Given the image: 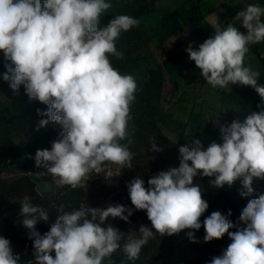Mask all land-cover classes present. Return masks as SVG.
Instances as JSON below:
<instances>
[{
	"label": "clouds",
	"instance_id": "9594fccd",
	"mask_svg": "<svg viewBox=\"0 0 264 264\" xmlns=\"http://www.w3.org/2000/svg\"><path fill=\"white\" fill-rule=\"evenodd\" d=\"M111 8L109 0H0V52L11 62L2 78L14 92L24 85L30 100L47 105V111L37 110L47 117L38 122L37 131L50 122L61 126L51 149H38L34 157L35 166L46 169L60 186H83L89 174H100L105 164L117 165L116 175L133 168L129 145L135 129L129 123L130 105L138 84L133 75L114 68L110 57L123 58L116 41L140 21L118 15L101 28V17ZM262 17L264 7L249 4L236 15L246 34L231 23L216 24L213 36L196 49L186 48L188 59L207 84L251 86L264 100L259 72L244 64L248 46L264 41ZM220 133L222 143L213 141L205 147L200 139H192L180 146L179 166L159 171L147 187L139 176L127 184L131 204L137 211H146L151 228L141 225L138 231L124 233L106 224L109 217L129 222L133 209L124 205L81 204L68 212L60 205L62 214L41 235L36 225L48 220L47 211L25 196L20 223L28 229L34 249V259L26 264H105L106 259L111 264L122 240L127 260L135 261L156 233L172 236L199 230L209 204L194 183L197 175L211 178L210 185L216 189L240 181L244 189L240 195L251 196L253 179H264V112H252L243 123L233 120L222 125ZM149 143V151H163L155 139ZM231 215V210L227 216L214 211L203 221L205 242L225 234L231 240L210 264H264V194L249 199L243 208L239 219L245 227L230 232ZM188 236L195 242L192 231ZM0 264H20L19 254L13 253L3 236Z\"/></svg>",
	"mask_w": 264,
	"mask_h": 264
},
{
	"label": "trees",
	"instance_id": "16d2710c",
	"mask_svg": "<svg viewBox=\"0 0 264 264\" xmlns=\"http://www.w3.org/2000/svg\"><path fill=\"white\" fill-rule=\"evenodd\" d=\"M109 2L112 4V8L101 17V28L118 15H128L140 21L138 26L127 32H122L116 41L117 50L123 53V58L110 57L113 67L122 74H126L132 69L137 60L135 58L137 47L134 46L142 31L141 20L156 11L157 2L156 0H109ZM182 62L183 56L175 54L163 64L169 76L174 74L180 76L183 70ZM10 63L4 58L3 52H0V70L5 72L7 70L5 65ZM257 71L260 74L258 84L264 85V72ZM140 88L141 86L138 84L135 100L130 105L132 120L129 123L135 129L130 137L132 143L129 145L130 151L134 153L131 163L150 160L148 149L151 148L149 143L151 139H155L158 146L163 148L158 160L146 173L148 181L150 177L159 171L179 166V148L162 135L159 123L163 121L164 114L160 110L159 104L157 102H145L138 93ZM218 93L223 111L229 110L231 107L240 108L238 121L241 123L252 112H264V100L251 86L233 84L230 90H219ZM38 109L42 112L47 111V105ZM41 119H47V117L39 115L38 111L34 113L33 117L28 118L16 115L8 110H0V236L8 239L12 246L29 251H34L33 239L29 238L28 229L20 223L22 218L19 216L21 201L25 196L30 197L33 204H38L47 211L48 220L40 221L36 225V229L41 235L49 231L58 215L62 214L58 211L60 205H64V212L71 211L73 208L78 209L81 204L97 207L92 204V200L84 188L73 189L66 186L62 190L45 196L38 194L36 184L29 177V174L43 172L45 169L35 166V153L38 149L50 150L52 142L58 138L59 133L62 131L60 125L52 122L37 131V125ZM122 143H127V141H122ZM15 168L21 169L24 172L23 175L15 179L6 178L5 173ZM210 179L200 175L194 178V183L200 185L203 198L209 204L208 209L200 218L202 227L199 230L186 229L181 231L187 244L192 246L203 244L206 249L194 260L187 261L184 264H210L212 258L222 255L231 243L227 234L218 240L204 241L203 221L207 216L214 211H220L227 216L228 211L231 210L232 215L228 216V219L234 224V227L229 231L235 232L239 228L245 227L239 217L248 200L264 194V179H253L254 192L248 197L240 195V192L244 191L240 181L235 182L231 187L225 186L216 189L210 185ZM145 217L147 226L151 227V222L146 214ZM105 223L110 224V218ZM118 230L125 232L123 228ZM189 231L193 232L195 242L189 238ZM172 243L173 235L162 236L161 239L157 237L149 239L148 243L142 247L139 258L135 261H129L123 252L124 241L122 240L120 242L121 247L110 258L111 264H121V261H124L125 264H155L168 255V249Z\"/></svg>",
	"mask_w": 264,
	"mask_h": 264
},
{
	"label": "rangeland",
	"instance_id": "374dc122",
	"mask_svg": "<svg viewBox=\"0 0 264 264\" xmlns=\"http://www.w3.org/2000/svg\"><path fill=\"white\" fill-rule=\"evenodd\" d=\"M141 24L142 31L134 46L135 48L137 47L135 51L137 60L132 69L126 74H131L135 77L137 84L141 86L138 93L145 102H157L159 104L160 110L164 114V119L159 123V126L162 135L172 143V134L182 132L185 127L184 121L179 119L181 112H183L182 101L184 98L181 96V92L184 80L181 75L174 74L169 76L163 63L173 55L181 54L183 56L182 75L187 72L189 67H187V64L185 67V57L188 56L186 48L189 46L188 42L191 34L186 27H181L180 29L179 25L182 26L183 24H179V22L176 24L177 26H173V32L169 25L164 22L163 14L159 13L157 7L156 11L141 20ZM3 73L0 70V110H8L23 117H33L38 108L45 104L40 103L38 100H30L26 95L24 85H21L19 90L14 92L9 87L8 82L3 80ZM239 111V107H231L229 110L223 111L222 114L227 118L228 125L233 120L238 121ZM160 154L161 151H150L149 161L140 160L135 162L132 164V169H122L119 175H116L119 170L117 165L105 164L103 166L104 170L100 174L90 173L83 186L77 188L86 190L94 206L106 208L109 205L120 204L132 208L133 214L129 217V222L109 217L110 224L117 229L123 228L124 233L130 230L138 231L141 225L147 226L146 211L134 209L129 198L127 184L133 178L139 176L145 181L146 187V173L154 165V162L158 160ZM43 172L46 173V169ZM23 173L18 168L10 169L5 173V177L15 179L22 176ZM29 177L35 182L36 190L41 196L57 192L66 187L56 184L51 174L46 173L41 177L37 174H29ZM154 237L162 238L158 233ZM11 247L14 254H19L20 264H26L27 261L34 259L33 251L21 250L12 245ZM205 249L206 246L203 244L197 246L187 244L183 239V233L180 232L173 235V243L169 246L168 255L155 264H184L204 253ZM105 264H109V261L105 260Z\"/></svg>",
	"mask_w": 264,
	"mask_h": 264
},
{
	"label": "crops",
	"instance_id": "0c3cea01",
	"mask_svg": "<svg viewBox=\"0 0 264 264\" xmlns=\"http://www.w3.org/2000/svg\"><path fill=\"white\" fill-rule=\"evenodd\" d=\"M156 7L163 14L164 22L173 30L176 24L190 32L188 42L194 49L198 48L207 38L215 34L216 24L226 27L229 23L239 31L247 33L241 21L236 19L239 11L249 4H259L264 7V0H156ZM264 21V17H262ZM178 34V32H177ZM176 34V35H177ZM245 57V66L253 71L264 72V41L250 44ZM185 67L189 69L181 74L184 80L182 94V109L179 119L184 121L182 132H175L171 141L176 147L189 144L192 139H200L205 147L211 142L222 143L220 127L226 126L227 118L222 114L223 105L220 101L219 90H230L229 84L225 88H213L200 75L195 63L185 57ZM190 63V64H189Z\"/></svg>",
	"mask_w": 264,
	"mask_h": 264
}]
</instances>
